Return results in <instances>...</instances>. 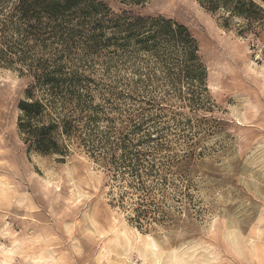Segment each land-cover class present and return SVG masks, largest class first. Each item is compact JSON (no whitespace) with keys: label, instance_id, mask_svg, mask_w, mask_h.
I'll return each mask as SVG.
<instances>
[{"label":"rangeland","instance_id":"rangeland-1","mask_svg":"<svg viewBox=\"0 0 264 264\" xmlns=\"http://www.w3.org/2000/svg\"><path fill=\"white\" fill-rule=\"evenodd\" d=\"M103 2L186 26L206 90L176 45L166 61L132 41L83 64L76 38L66 63L92 97L73 98V138L53 129L58 151L43 153L19 128L33 77L0 56V264H264V11Z\"/></svg>","mask_w":264,"mask_h":264},{"label":"trees","instance_id":"trees-1","mask_svg":"<svg viewBox=\"0 0 264 264\" xmlns=\"http://www.w3.org/2000/svg\"><path fill=\"white\" fill-rule=\"evenodd\" d=\"M129 1L140 4L146 0ZM201 1L212 10L223 8L247 20H257L264 11L259 2L264 0ZM76 38L85 45V55L80 58L83 64L87 57L94 59L95 54L105 52L112 59L120 54V47L123 49L132 41L147 58L166 61L176 45L190 66L189 83L197 82L199 90H206V70L197 56L196 39L186 26L172 19L127 14L112 17L103 0H0V56L4 61L19 62L33 77L27 97L19 103V128L30 149L43 153L58 151L52 130L60 127L71 141L74 109L79 104L75 105L73 98L92 97L91 87L85 84L91 78L83 80L66 63L73 45L80 42ZM152 80L148 76L146 81ZM35 89L41 94L35 96ZM45 113L50 115L48 124L42 121ZM139 167V162H132L138 178L142 177ZM139 181L144 190L143 180ZM138 203L140 207L144 205L141 198Z\"/></svg>","mask_w":264,"mask_h":264},{"label":"bare ground","instance_id":"bare-ground-1","mask_svg":"<svg viewBox=\"0 0 264 264\" xmlns=\"http://www.w3.org/2000/svg\"><path fill=\"white\" fill-rule=\"evenodd\" d=\"M13 239V238H12ZM14 240V239H13ZM149 246H147V249H148ZM12 250V249H11ZM154 250V249H153ZM102 251V250H101ZM155 252V251H154ZM109 254V253H108ZM174 254V253H173ZM179 258V256L177 255V253L175 254V257H174V261L175 263H177V259ZM160 260V259H159ZM179 260V259H178ZM180 261V260H179Z\"/></svg>","mask_w":264,"mask_h":264}]
</instances>
